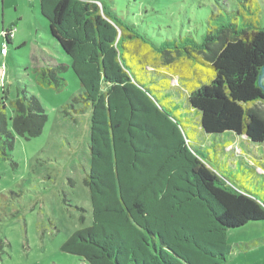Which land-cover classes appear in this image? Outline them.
<instances>
[{
    "label": "trees",
    "instance_id": "trees-1",
    "mask_svg": "<svg viewBox=\"0 0 264 264\" xmlns=\"http://www.w3.org/2000/svg\"><path fill=\"white\" fill-rule=\"evenodd\" d=\"M38 4L53 51L67 63L43 60L32 69L34 82L61 91L60 75L70 70L81 91L63 113L90 116L84 184L91 223L74 231L61 252L84 264H225L227 232L264 222L257 188L215 148L244 137L264 149V116L256 106L264 102L258 86L264 27L256 22L257 7L238 0V7L211 16L201 42L184 37L154 46L98 0ZM150 63L167 89L168 76L190 84L184 109L154 85ZM6 94L0 91V140L11 149L14 136L39 137L47 116L24 89L8 104ZM196 134L214 144H199Z\"/></svg>",
    "mask_w": 264,
    "mask_h": 264
},
{
    "label": "rangeland",
    "instance_id": "rangeland-1",
    "mask_svg": "<svg viewBox=\"0 0 264 264\" xmlns=\"http://www.w3.org/2000/svg\"><path fill=\"white\" fill-rule=\"evenodd\" d=\"M98 1L133 24L154 46L184 37L201 42L211 16L223 8L238 7V0ZM251 1L257 7L256 22L264 27V0ZM5 31H11V35L8 45L0 37V49L7 52V56L0 54V72H4L0 91L7 92V104L16 98L18 88L35 96L47 121L37 138L24 140L14 136L11 149L0 140V264H84L60 250L74 231L91 223L89 194L84 184L89 166L90 116L87 112L76 116L72 109L63 113V106L79 95L80 84L70 70L60 75L66 83L61 91L35 84V61L41 51L48 56L54 47L38 0H0V34ZM149 66L146 70L154 85L184 109L190 84L168 76L167 89L166 77L154 72L156 65ZM256 106L264 116V102ZM4 112L10 130L12 113L8 105ZM194 139L207 147L214 144L213 137L208 139L202 134H196ZM224 153L229 161L237 162L233 169L240 176L245 174L247 183L252 189L257 188L264 199V176L251 172L254 165L258 173H264L262 161L254 160L264 155L263 146L241 141L226 146ZM227 242L231 254L225 264H264V222L228 231Z\"/></svg>",
    "mask_w": 264,
    "mask_h": 264
},
{
    "label": "crops",
    "instance_id": "crops-1",
    "mask_svg": "<svg viewBox=\"0 0 264 264\" xmlns=\"http://www.w3.org/2000/svg\"><path fill=\"white\" fill-rule=\"evenodd\" d=\"M11 26H13V25H11ZM0 37L4 40V38H3V35H2V32H1V34H0ZM11 43H12V41H10ZM3 43H5V42H3ZM3 45V44H2ZM16 45V44H15ZM2 48V47H1ZM46 51H41V53H42V55H41V57L39 58V60H37V61H35V66H41L42 65V61L43 60H49L50 62H52V63H67L66 62V60H64L62 57H60V55L57 53V52H54L53 51V53H50V52H48L47 54H48V56H46L44 53H45ZM0 54H1V49H0ZM51 55V56H50ZM1 56H3L2 54H1ZM5 56H7V52L5 53ZM3 74H4V72L3 71H1L0 72V85L2 86V80H3ZM81 91V90H80ZM80 93V92H79ZM85 112H87V113H89L88 111H85ZM84 112V113H85ZM241 141L243 142V144L244 143H246L247 144V141H246V139L244 138V137H238V138H233V137H230L228 140H224V141H222V142H218V143H215V148L217 149V151H218V153H222V158H223V160L225 161L227 158L224 156V149H225V147L226 146H231L232 144H234V143H236V142H240L241 143ZM254 160H261L262 161V163L264 164V155L262 156V157H259V158H254ZM257 166H259V164L257 165Z\"/></svg>",
    "mask_w": 264,
    "mask_h": 264
},
{
    "label": "water",
    "instance_id": "water-1",
    "mask_svg": "<svg viewBox=\"0 0 264 264\" xmlns=\"http://www.w3.org/2000/svg\"><path fill=\"white\" fill-rule=\"evenodd\" d=\"M258 86L264 93V66L260 70V75L258 77Z\"/></svg>",
    "mask_w": 264,
    "mask_h": 264
},
{
    "label": "built area",
    "instance_id": "built-area-1",
    "mask_svg": "<svg viewBox=\"0 0 264 264\" xmlns=\"http://www.w3.org/2000/svg\"><path fill=\"white\" fill-rule=\"evenodd\" d=\"M2 35H3V38H4V39H7V38L9 39V36L11 35V31H9V32H8V31L2 32ZM5 35H7V36H5ZM5 53H6V52H5V49L2 48V49H1V54H2V55H5Z\"/></svg>",
    "mask_w": 264,
    "mask_h": 264
}]
</instances>
